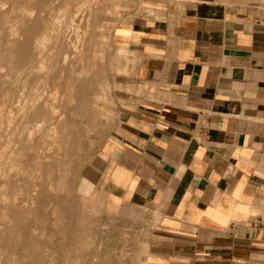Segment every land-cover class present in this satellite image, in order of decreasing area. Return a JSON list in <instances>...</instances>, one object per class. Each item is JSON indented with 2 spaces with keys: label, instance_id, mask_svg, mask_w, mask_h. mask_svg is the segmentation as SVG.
<instances>
[{
  "label": "crops",
  "instance_id": "0c3cea01",
  "mask_svg": "<svg viewBox=\"0 0 264 264\" xmlns=\"http://www.w3.org/2000/svg\"><path fill=\"white\" fill-rule=\"evenodd\" d=\"M144 87L104 143L111 197L156 214L153 264H264V0H121Z\"/></svg>",
  "mask_w": 264,
  "mask_h": 264
},
{
  "label": "rangeland",
  "instance_id": "374dc122",
  "mask_svg": "<svg viewBox=\"0 0 264 264\" xmlns=\"http://www.w3.org/2000/svg\"><path fill=\"white\" fill-rule=\"evenodd\" d=\"M121 3L0 0V264H153L156 214L105 187V140L144 92Z\"/></svg>",
  "mask_w": 264,
  "mask_h": 264
},
{
  "label": "bare ground",
  "instance_id": "6f19581e",
  "mask_svg": "<svg viewBox=\"0 0 264 264\" xmlns=\"http://www.w3.org/2000/svg\"><path fill=\"white\" fill-rule=\"evenodd\" d=\"M82 72H83V71H82ZM70 132H71V131H70ZM70 132H69V133H70Z\"/></svg>",
  "mask_w": 264,
  "mask_h": 264
}]
</instances>
